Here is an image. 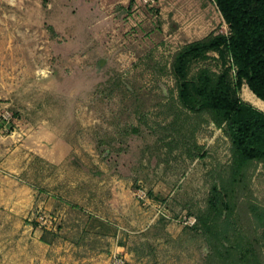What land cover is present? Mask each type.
I'll list each match as a JSON object with an SVG mask.
<instances>
[{
    "label": "rangeland",
    "instance_id": "obj_1",
    "mask_svg": "<svg viewBox=\"0 0 264 264\" xmlns=\"http://www.w3.org/2000/svg\"><path fill=\"white\" fill-rule=\"evenodd\" d=\"M230 35L213 0H0V264H264V161L235 170L228 123L174 71ZM226 71L264 114L228 53L187 81ZM215 189L219 244L194 229Z\"/></svg>",
    "mask_w": 264,
    "mask_h": 264
},
{
    "label": "trees",
    "instance_id": "obj_2",
    "mask_svg": "<svg viewBox=\"0 0 264 264\" xmlns=\"http://www.w3.org/2000/svg\"><path fill=\"white\" fill-rule=\"evenodd\" d=\"M213 1L229 26L231 35L217 36L189 46L177 57L174 71L180 83V97L187 107H194L192 103L196 101L195 96L200 97L202 101L196 103L228 123L233 142V165L235 170H239L251 161H264V114L233 97L228 71L217 80L201 75L199 87L194 89L187 81V67L193 60L204 57L208 52L220 51L223 57L228 53L237 70V90L246 84L264 102V0ZM214 193L210 215L194 229L201 226L202 234H206L209 241L215 240L219 244L222 237L226 238L224 232H219V227L231 212L225 200L224 208H219V191L215 189ZM220 245L223 247L220 250L223 261L235 258V246Z\"/></svg>",
    "mask_w": 264,
    "mask_h": 264
},
{
    "label": "bare ground",
    "instance_id": "obj_3",
    "mask_svg": "<svg viewBox=\"0 0 264 264\" xmlns=\"http://www.w3.org/2000/svg\"><path fill=\"white\" fill-rule=\"evenodd\" d=\"M250 98H251L250 99L251 103H253L255 106H257L259 108L264 109V103L261 100H259L255 95L254 96H250Z\"/></svg>",
    "mask_w": 264,
    "mask_h": 264
},
{
    "label": "built area",
    "instance_id": "obj_4",
    "mask_svg": "<svg viewBox=\"0 0 264 264\" xmlns=\"http://www.w3.org/2000/svg\"><path fill=\"white\" fill-rule=\"evenodd\" d=\"M188 220V219H187ZM196 223H197V221H194V222H192V221H187L186 222V225H188L189 227H194L195 225H196Z\"/></svg>",
    "mask_w": 264,
    "mask_h": 264
},
{
    "label": "crops",
    "instance_id": "obj_5",
    "mask_svg": "<svg viewBox=\"0 0 264 264\" xmlns=\"http://www.w3.org/2000/svg\"><path fill=\"white\" fill-rule=\"evenodd\" d=\"M186 1H190V0H186ZM207 23H208L207 25L209 28H212L214 25V22L212 20H209Z\"/></svg>",
    "mask_w": 264,
    "mask_h": 264
}]
</instances>
